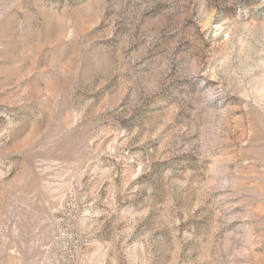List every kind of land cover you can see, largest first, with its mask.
Instances as JSON below:
<instances>
[{
    "label": "rangeland",
    "instance_id": "374dc122",
    "mask_svg": "<svg viewBox=\"0 0 264 264\" xmlns=\"http://www.w3.org/2000/svg\"><path fill=\"white\" fill-rule=\"evenodd\" d=\"M0 264H264V0H0Z\"/></svg>",
    "mask_w": 264,
    "mask_h": 264
}]
</instances>
